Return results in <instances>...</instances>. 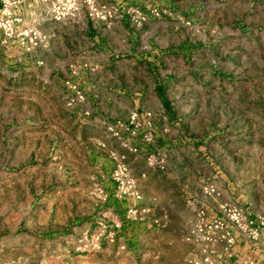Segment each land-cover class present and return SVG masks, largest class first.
I'll return each mask as SVG.
<instances>
[{
  "label": "rangeland",
  "instance_id": "1",
  "mask_svg": "<svg viewBox=\"0 0 264 264\" xmlns=\"http://www.w3.org/2000/svg\"><path fill=\"white\" fill-rule=\"evenodd\" d=\"M96 2L116 9V18L47 26L37 12L29 20L45 34L68 29L81 52L67 36L62 47L55 35V48L37 58L0 43V264H189L202 254L184 241L198 210L216 216L230 204L264 215V0ZM112 30L120 44L99 59ZM45 68L50 88L36 89ZM97 80L116 90H100ZM140 89L148 105L95 103L96 94L121 98ZM182 89L193 94V136L173 131L179 142L164 147L155 123L138 138L106 132V122L161 110L156 91ZM77 90L84 100L72 102ZM178 148L192 157L181 167ZM150 153L165 170L147 165ZM115 154L127 158L141 203L119 195ZM216 252V264L254 259Z\"/></svg>",
  "mask_w": 264,
  "mask_h": 264
},
{
  "label": "built area",
  "instance_id": "2",
  "mask_svg": "<svg viewBox=\"0 0 264 264\" xmlns=\"http://www.w3.org/2000/svg\"><path fill=\"white\" fill-rule=\"evenodd\" d=\"M40 12L49 21L64 25H79L83 20L95 22H112L117 10L97 4L96 0H0V43L6 46H19L24 52L32 53L46 45L48 37L40 32L30 19ZM84 100V95L77 90L75 100ZM106 132L114 138L127 135L138 138L142 129L151 132L154 127L152 112L131 113L126 119H119L104 124ZM145 135L147 143L152 136ZM133 153L136 149L129 148ZM115 167L111 174L112 181L118 187L119 195L136 203L143 201L135 178L131 175L127 158L114 155ZM149 167L165 170L166 162L156 154L150 153L146 159ZM205 194L212 199L218 197L213 189H205ZM218 215L209 216L205 209L198 210L195 222L184 233V241L201 249L199 261L189 260V264H216V249L222 247L229 258L233 257V248L241 242L246 243L250 250L264 248V215L252 217L242 209L230 204L218 207ZM138 209L134 206L128 211L135 217ZM243 264H264V255L248 259Z\"/></svg>",
  "mask_w": 264,
  "mask_h": 264
},
{
  "label": "crops",
  "instance_id": "3",
  "mask_svg": "<svg viewBox=\"0 0 264 264\" xmlns=\"http://www.w3.org/2000/svg\"><path fill=\"white\" fill-rule=\"evenodd\" d=\"M44 23H46L45 25L47 26H52V25L58 26L59 25V23L49 21V20H46ZM61 25H64V24H61ZM67 31L69 30L68 29L65 30L64 27H61L60 31L52 30L48 32V33H51V35L46 33L48 37V41L44 47L39 48L33 51L32 53L24 52V54L26 56H30L31 58L33 57L37 58L35 57L37 52L52 51L55 48V44H54L55 35H56L58 42L62 44V47H65L66 45L65 38L71 37V40L68 41L67 43L71 42V44L74 45V42H75L76 43L75 49L81 52L83 48H82V45L80 44L79 39L72 37L71 36L72 33L67 32ZM104 36L106 37L105 39L106 45H105V49L100 52L99 59H103V58L109 59L110 57H112L115 52V46H117V44H120V37L119 38L117 37L116 30H112L111 32H108ZM123 52H127V50H123ZM41 71H42L44 78L42 77L40 79L36 78L37 83H35L34 85L36 89L40 88V89L47 90L48 87L50 88V83H51L50 73L46 68ZM36 74L39 75V73H36ZM108 75L109 76L111 75L110 71ZM99 82H101V85L99 87L100 90H105V91H115L116 90V87H112V83L110 82L104 83L102 80H97L95 82V85L96 84L98 85ZM143 90L144 89L139 90V92H141L140 94L135 93L134 95H129L127 97H121V98H119L117 95H114L112 93H106L104 95L99 94V97L96 94L94 95L95 103L97 105L110 106L114 108L122 107V106H130V107L145 106V105H148L149 103L145 102L148 95ZM154 94L155 95L157 94L155 97V100L158 102L157 106L161 108V110H158L156 113L153 112L154 113V123L156 124L158 138L161 140L164 147L172 143H175L176 145L179 142L177 140L176 141L174 140V132L180 133L183 131H188L187 135L193 136L192 135L193 134V117H192L193 94H189V90H185V89H182L179 95L174 94L171 96L169 95L164 96L163 94H160L159 91H156V93ZM170 107H181L183 108V110L180 113L175 112V111H170L168 109ZM172 153H173V156L175 157L176 162L178 163L177 167L183 166L186 160L192 158V157L189 158V156L185 153V150H183V148H178L177 150H174ZM190 155L192 156V154ZM192 169H193V166L191 164V166H188V165L185 166L183 170L185 173L187 171H191ZM233 249H236V252L239 253L237 257L243 260L246 259L247 257L256 258L258 256L264 255V248H261L258 251H252L250 250L249 246L244 242L243 243L241 242L239 245L235 246ZM241 250H243V252H241Z\"/></svg>",
  "mask_w": 264,
  "mask_h": 264
}]
</instances>
